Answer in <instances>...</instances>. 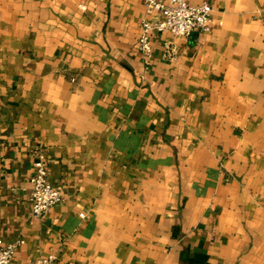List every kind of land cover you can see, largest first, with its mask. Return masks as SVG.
Instances as JSON below:
<instances>
[{"label":"crops","instance_id":"obj_1","mask_svg":"<svg viewBox=\"0 0 264 264\" xmlns=\"http://www.w3.org/2000/svg\"><path fill=\"white\" fill-rule=\"evenodd\" d=\"M185 1L211 31L146 65L142 0H0L10 264H264V0ZM41 152L64 200L36 218Z\"/></svg>","mask_w":264,"mask_h":264},{"label":"built area","instance_id":"obj_2","mask_svg":"<svg viewBox=\"0 0 264 264\" xmlns=\"http://www.w3.org/2000/svg\"><path fill=\"white\" fill-rule=\"evenodd\" d=\"M142 1L145 16L142 20L137 49L146 65H150L154 57L153 35L155 33L168 32L177 38H190L196 33H207L212 29L213 7L208 2L192 5L185 0ZM171 57L174 58L172 52ZM30 183V203L34 217L45 216L64 200L63 192L49 183L47 159L43 152L39 153L33 164ZM23 244V240H18L7 245H0V264H10L16 251ZM56 262L57 256L48 254L29 264H56Z\"/></svg>","mask_w":264,"mask_h":264}]
</instances>
